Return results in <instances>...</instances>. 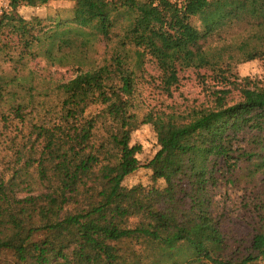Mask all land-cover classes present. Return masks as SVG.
I'll use <instances>...</instances> for the list:
<instances>
[{"label":"trees","instance_id":"1","mask_svg":"<svg viewBox=\"0 0 264 264\" xmlns=\"http://www.w3.org/2000/svg\"><path fill=\"white\" fill-rule=\"evenodd\" d=\"M49 1L9 0V9ZM72 1V23L104 43V58L57 84V103L28 124L20 141L11 138L13 151L1 159L0 170V264L264 262V87L248 78L229 81L226 49L211 46L232 22L264 19V0ZM166 11L184 24L197 18L200 30L186 44L163 42L157 29ZM5 25L25 32L29 23H16L4 12L0 27ZM83 37L80 45L86 47ZM76 41L62 38L57 47H74ZM260 41L261 48H237L243 61H264V35ZM149 63L157 71V88L169 96L187 69H210L232 87L213 89L211 106L151 109L139 116L138 85L148 77ZM19 81L0 75L4 125L10 118L2 109L9 102L14 119L27 124L25 110L33 103L23 96L33 89ZM233 91L239 100L228 104ZM141 125L152 127L159 146L144 167L153 184L164 181L163 188L122 184L143 167L137 158L141 147L130 144ZM245 130L258 135L244 147L238 133ZM168 149L177 150L174 165L156 167ZM218 161L223 166L217 171ZM241 162H250L244 178L236 173ZM216 171L224 184L243 182V190H251L244 201L252 213L248 238L234 241V248L222 230L225 214L214 212Z\"/></svg>","mask_w":264,"mask_h":264},{"label":"rangeland","instance_id":"2","mask_svg":"<svg viewBox=\"0 0 264 264\" xmlns=\"http://www.w3.org/2000/svg\"><path fill=\"white\" fill-rule=\"evenodd\" d=\"M146 2L147 0H137ZM74 2L72 0H50L46 5L40 7H19L16 11L8 9L7 14L14 21L22 19L29 25L27 31L17 30L12 25L0 27V75L6 79L17 77L19 82L26 88L32 87L31 95H24V102L32 101V106L25 110L27 124L22 127L18 119L8 110V104L3 106V112L9 116V122L4 125L0 120V170L4 157H10L12 153L11 138L16 137L15 143L20 141L21 136L27 134V127L31 121H37L47 105L57 103L58 95L53 88L57 84L73 79L79 72L87 71L102 63L104 58V43L92 37L87 29L77 27L72 23ZM145 13L156 14L151 8L143 6ZM163 23L158 27L157 32L160 40L168 44H186L193 37L196 30H200V21L193 17L188 24L180 21L179 17L171 11L160 14ZM122 20L120 19V22ZM32 29H29V28ZM80 33L86 35H80ZM30 35L37 37L40 41H32ZM264 35V19L247 18L234 21L222 32V39L213 38L212 47H223L224 63H229V70L224 74L229 81L242 82L244 78L258 82L264 87V61L256 59L243 61V53L237 48L245 44L249 48H261V37ZM51 36V37H49ZM87 38L86 47H81L80 39ZM69 37L77 39L70 48L59 50L57 43L59 39ZM28 41L29 45L25 46ZM211 41V40H210ZM230 56V57H229ZM81 63V64H80ZM224 63L222 64L224 66ZM226 65L222 68H225ZM146 80L138 85V114L142 116L151 109L164 112H183L190 107H206L212 105L211 91L213 89H231V85L221 83L217 75L210 69H187L180 73V83L176 90L172 89L169 96L157 88V71L152 65L147 64ZM154 77L151 80L149 77ZM152 81V82H150ZM48 89V90H46ZM50 91L48 97L45 95ZM53 91V92H52ZM32 97V98H31ZM239 100L237 91H233L228 97V104ZM33 107V109H32ZM21 132V133H20ZM258 133L248 130L238 133V140L242 146H246L248 140ZM262 135V134H261ZM131 145H139L140 152L137 158L140 165L134 173L127 176L123 186L130 188L141 185L143 187L155 186L163 188L164 181L160 180L155 184L151 181V171L144 167L155 153L159 150L156 135L150 125H141L131 134ZM177 150L168 149L163 156L155 162L156 167L172 166L177 158ZM6 161V160H5ZM253 161V160H252ZM250 162L238 164L237 175L244 178L246 168ZM216 170L222 167L218 161ZM215 175L219 178L218 173ZM232 186L224 184L219 178L214 187V212L224 213L226 219L222 224L224 234L234 248V241L248 238L249 224L252 220V213L249 206L244 205L246 197L251 190L244 191V184ZM264 264V262L260 263Z\"/></svg>","mask_w":264,"mask_h":264},{"label":"built area","instance_id":"3","mask_svg":"<svg viewBox=\"0 0 264 264\" xmlns=\"http://www.w3.org/2000/svg\"><path fill=\"white\" fill-rule=\"evenodd\" d=\"M9 9V0H0V15Z\"/></svg>","mask_w":264,"mask_h":264}]
</instances>
